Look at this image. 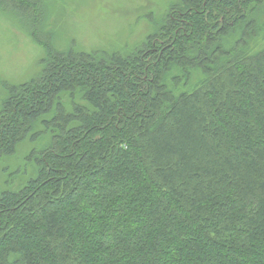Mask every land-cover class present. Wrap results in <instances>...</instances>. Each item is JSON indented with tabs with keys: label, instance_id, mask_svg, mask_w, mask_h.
<instances>
[{
	"label": "trees",
	"instance_id": "16d2710c",
	"mask_svg": "<svg viewBox=\"0 0 264 264\" xmlns=\"http://www.w3.org/2000/svg\"><path fill=\"white\" fill-rule=\"evenodd\" d=\"M42 2L0 0L45 50L0 80V264H264V0H173L91 49Z\"/></svg>",
	"mask_w": 264,
	"mask_h": 264
},
{
	"label": "rangeland",
	"instance_id": "374dc122",
	"mask_svg": "<svg viewBox=\"0 0 264 264\" xmlns=\"http://www.w3.org/2000/svg\"><path fill=\"white\" fill-rule=\"evenodd\" d=\"M43 1L38 21L42 34L54 33L59 47L74 41L81 48L91 49L99 46L124 48L140 42L152 29L150 20H160L173 0ZM23 12L18 4L10 6L6 13L0 11V80H24L45 55L38 41L42 37L40 32L36 34V28L29 18L22 16ZM1 91L0 83V99ZM10 161L21 163L22 153ZM1 166L0 182L4 179Z\"/></svg>",
	"mask_w": 264,
	"mask_h": 264
}]
</instances>
